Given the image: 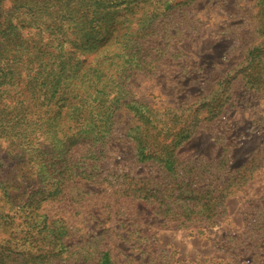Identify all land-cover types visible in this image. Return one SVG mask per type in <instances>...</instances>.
Here are the masks:
<instances>
[{"label": "rangeland", "instance_id": "obj_1", "mask_svg": "<svg viewBox=\"0 0 264 264\" xmlns=\"http://www.w3.org/2000/svg\"><path fill=\"white\" fill-rule=\"evenodd\" d=\"M154 1L163 2L162 9L168 10L172 4L187 0ZM17 2L0 0V8L10 10L9 16L0 12V23H12L27 42L51 36L44 31L50 29L51 16L43 13L46 9ZM255 3L256 0H195L183 7L184 20L178 25L175 39L169 41L159 69L147 73L134 71L127 80L126 88L132 99L151 104L160 112L162 109L179 113L213 92L227 72L239 67L247 49L261 39L256 30ZM124 11L118 9L116 14ZM179 18L176 14L174 21ZM182 29L185 37L180 38ZM56 42L59 40L54 38ZM56 52L64 54L65 45L60 44ZM14 62H9V69L0 50V174L3 176L11 172L12 158L17 155L33 161L41 158L37 150L26 146L25 128L12 129V134L15 133L12 139L3 130L8 118L6 105L18 99V92L27 98L32 84L27 72ZM46 87L42 85L43 97L53 90L47 87L46 94ZM101 88L110 90L112 95L107 99L114 102L123 95L121 84L109 85L105 80ZM226 90L220 114L211 121L199 122L194 135L177 150L182 160L199 156L202 164L204 158L214 159L223 154L219 183L226 187V196L210 222L177 225L157 213L153 203L139 197V191L133 195L127 189L140 187L141 194H145L144 186L151 182L150 175L157 176V168L136 166L133 142L126 136L133 119L124 108L117 110L114 117L116 132L108 154L110 170L95 180H65L62 192L51 197L53 183L61 177L56 161L48 169L37 164L38 174L30 183H34L32 188L37 191L35 197L42 200L38 212L60 219L67 229L64 241L70 255L61 263L91 264L101 251L107 250L113 264H264V88L249 89L241 75H237ZM51 101L46 100L38 114L47 118L51 129L46 144H54L50 155L53 156L63 150V142L75 132L67 129L58 117L54 119V112L49 111ZM107 126V121L102 125L92 124L89 136L99 132L100 140ZM138 171L140 175H136ZM5 200L0 188V206L7 212ZM12 209L8 211L12 218L0 222V240L8 248L23 250L28 245H23L24 240L14 238L13 234L18 229L17 223L27 219L22 217L26 213Z\"/></svg>", "mask_w": 264, "mask_h": 264}, {"label": "trees", "instance_id": "obj_2", "mask_svg": "<svg viewBox=\"0 0 264 264\" xmlns=\"http://www.w3.org/2000/svg\"><path fill=\"white\" fill-rule=\"evenodd\" d=\"M16 1L20 5L46 9L43 13L51 18L48 19L50 29L44 31L51 36L27 42L12 23H0V50L7 67L10 69L9 62L16 61L14 63L27 72L32 83L27 98L18 92V99L6 105L8 118L3 130L8 133L7 138L12 139L15 135L12 129L25 128L26 146L37 150L41 156L33 161L17 155L12 158L11 172L3 176L0 170L6 209L22 210L26 213L22 217L27 218L17 223L13 237L23 239L22 244L28 245L23 250H13L0 240V264H63L61 262L70 255L64 241L67 235L64 223L38 212L42 200L35 197L37 191L30 181L36 179L37 164L48 169L56 161L61 177L53 183L50 192L53 197L62 192L65 180H95L110 170L108 154L116 132L115 113L120 108L133 119L126 136L133 142L136 166L157 168V176L150 175L151 182L144 186L145 194H141L140 187L127 189L133 195L139 191V197L153 203L157 213L177 225L210 222L226 196V187L219 183L223 154L214 159L204 158L202 164L199 156L182 160L177 150L194 135L199 122L211 121L220 114L222 96L227 94L229 82L237 75H241L249 89L264 88V0L255 3L260 41L247 49L239 67L227 72L213 92L179 113L162 109L160 112L151 104L132 99L126 85L134 71L147 73L159 69L169 41L175 39L178 25L184 20L183 7L187 8L195 0L174 3L168 10L162 9L163 2L154 0ZM176 6L179 9L175 11ZM117 8L126 11L116 14ZM0 12L8 15L10 10L0 8ZM176 14L180 17L177 22L174 21ZM183 32L180 30V38L185 37ZM53 37L59 40L57 44ZM60 44L65 45L64 54L56 52ZM105 80L109 85H122L123 95L115 102L107 99L112 95L110 90L101 88ZM42 85L52 88V93L46 87L49 95L43 97ZM48 99H52L49 111L54 112V119L58 117L67 129L79 132L64 141L63 150L53 156L50 155L54 144H46L51 129L47 118L38 114ZM106 121L107 130L100 140L99 132L89 136L92 124L102 125ZM8 211L0 206V222L12 218ZM91 264H113L109 251H101Z\"/></svg>", "mask_w": 264, "mask_h": 264}]
</instances>
